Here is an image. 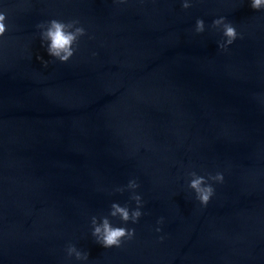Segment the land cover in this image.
I'll return each instance as SVG.
<instances>
[{
    "label": "water",
    "instance_id": "obj_1",
    "mask_svg": "<svg viewBox=\"0 0 264 264\" xmlns=\"http://www.w3.org/2000/svg\"><path fill=\"white\" fill-rule=\"evenodd\" d=\"M0 11V264H264V9L0 0ZM220 17L242 37L227 50L211 28ZM52 19L87 30L66 63L37 28ZM192 171L224 175L207 206ZM131 179L144 215L125 225L109 213L136 208ZM92 216L136 235L104 248ZM68 244L89 259L68 258Z\"/></svg>",
    "mask_w": 264,
    "mask_h": 264
},
{
    "label": "clouds",
    "instance_id": "obj_2",
    "mask_svg": "<svg viewBox=\"0 0 264 264\" xmlns=\"http://www.w3.org/2000/svg\"><path fill=\"white\" fill-rule=\"evenodd\" d=\"M192 6L193 0H182L183 9L187 10ZM251 7L255 10L264 9V0H251ZM6 19L7 13L0 11V37H4L7 31ZM37 28L41 29V39L46 45L49 56L63 63L68 62L74 56L79 48L80 38L87 35V30L80 24L78 19L67 22L52 19L41 22L37 25ZM211 28L222 32L224 39L218 43V47L222 50H227L237 38H242L236 27L226 17L213 20ZM194 30L197 34L205 32L206 24L202 18L197 19ZM44 63L47 66L48 61ZM188 175L191 177L189 187L194 190L196 199L203 206H207L215 195L213 184L224 182V175L220 172L215 175L209 173L207 176H202L192 171ZM139 187L140 185L136 179L129 180L126 186L128 190H132L133 194L130 199L135 201V209H131L128 205L122 206L119 203H112L109 216L118 217L125 225L128 222L139 223L140 218L144 215L142 212L144 206L143 198L135 192ZM125 190L124 187L116 189L119 192H124ZM109 216L91 217L92 235L95 237L96 242L104 248L122 247L125 241H130L135 237L136 230L135 228L114 226ZM163 222V218L158 221L159 224H163ZM156 231L160 232L162 229L157 227ZM160 239L163 240V237ZM65 251L68 258L75 257L78 261H87L90 256L89 252L78 249L75 244H68Z\"/></svg>",
    "mask_w": 264,
    "mask_h": 264
}]
</instances>
